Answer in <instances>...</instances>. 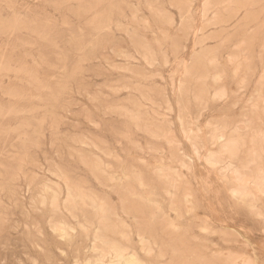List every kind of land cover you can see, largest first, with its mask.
Returning a JSON list of instances; mask_svg holds the SVG:
<instances>
[{"label":"rangeland","instance_id":"rangeland-1","mask_svg":"<svg viewBox=\"0 0 264 264\" xmlns=\"http://www.w3.org/2000/svg\"><path fill=\"white\" fill-rule=\"evenodd\" d=\"M110 242L264 264V0H0V264Z\"/></svg>","mask_w":264,"mask_h":264},{"label":"bare ground","instance_id":"bare-ground-1","mask_svg":"<svg viewBox=\"0 0 264 264\" xmlns=\"http://www.w3.org/2000/svg\"><path fill=\"white\" fill-rule=\"evenodd\" d=\"M226 42V41H225ZM232 65V64H231ZM143 130V129H142ZM146 131V130H145ZM224 131H226V130H224ZM227 132V131H226ZM231 132V131H230ZM222 134V133H221ZM159 135V134H158ZM231 135H232V133H231ZM166 136V135H165ZM234 137H237V136H234ZM220 139L222 138V137H219ZM224 138H226V137H224ZM217 139H218V137H217ZM223 139V138H222ZM221 144V143H220ZM223 144V143H222ZM226 144V143H225ZM250 144V143H249ZM224 145V144H223ZM220 148H221V146H220ZM221 151H223L224 152V149L222 150V149H220ZM234 155V154H233ZM243 156V155H242ZM239 159V158H238ZM240 160V159H239ZM216 163H217V161H216ZM209 164L211 165V163L209 162ZM221 165V164H220ZM229 165V164H228ZM212 166V165H211ZM170 167V166H169ZM171 172V171H170ZM106 174V173H105ZM173 175V174H172ZM174 178V177H173ZM230 180V179H229ZM252 182V181H251ZM64 183V182H63ZM263 183V182H262ZM65 184V183H64ZM250 184V183H249ZM259 184V183H258ZM139 186V185H138ZM250 187V186H249ZM247 188V187H246ZM262 188V187H261ZM47 190V189H46ZM261 190V189H260ZM239 191V190H238ZM71 193H69V196H70V198H71V200H70V202L72 203V204H74V203H76V201H78L79 200V195H75V194H73V191H70ZM172 192V191H171ZM231 193V192H230ZM234 193H235V191H234ZM243 194H244V192H242ZM262 193V192H261ZM261 193H260V195H261ZM54 194V193H53ZM236 194V193H235ZM258 194H259V192H258ZM252 195V194H251ZM246 196V195H245ZM252 196H254V194L252 195ZM261 196H263V195H261ZM235 197V196H234ZM244 197V196H243ZM248 197V196H247ZM259 197V196H258ZM188 198V197H187ZM246 198V197H245ZM250 198H252V197H250ZM240 199V198H239ZM54 200V199H53ZM59 201V200H58ZM252 202V201H251ZM250 203V202H249ZM253 203V202H252ZM77 204V203H76ZM64 205V204H63ZM161 207V206H160ZM250 207H251V205H250ZM95 215H96V219L98 220V222L101 224L104 220H106V207L102 204V203H96V205H95ZM93 211V210H92ZM158 211V210H157ZM69 212V211H68ZM159 212V211H158ZM117 213V212H116ZM153 218V217H152ZM68 230H69V227L67 228ZM103 229H105L106 231V233L107 234H113V235H118V233H115L112 229H110V228H108L107 226H105V227H103ZM56 231H58V230H56ZM61 231H65V229H62ZM56 233H58V232H56ZM60 233V232H59ZM73 234V233H72ZM85 234H86V232H85ZM95 234V233H94ZM158 234V233H157ZM121 239H122V237H121ZM95 241V240H94ZM108 245V251L110 252V253H112V259H113V261H112V263L113 264H141V262L139 261V259L137 258V257H135V256H133L132 254V256L131 255H129V254H126V253H123V251L121 250V248L116 244V243H113V242H110L109 244H107ZM92 246H93V244H92ZM129 247V246H128ZM130 250H131V248H130ZM199 252V251H198ZM129 253V252H128ZM200 253V252H199ZM221 256V255H220ZM110 259V258H109ZM192 260V259H191ZM108 262V261H107ZM111 262V261H110ZM196 262V261H195ZM245 262V261H244ZM101 263V262H100ZM192 263H194V262H192ZM243 263V262H242ZM246 264H248L247 262H246ZM250 264V263H249Z\"/></svg>","mask_w":264,"mask_h":264}]
</instances>
